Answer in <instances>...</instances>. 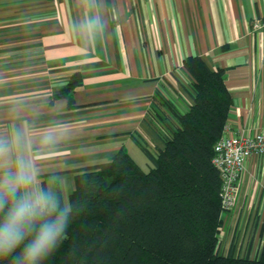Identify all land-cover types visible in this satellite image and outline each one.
<instances>
[{
	"label": "crops",
	"instance_id": "0c3cea01",
	"mask_svg": "<svg viewBox=\"0 0 264 264\" xmlns=\"http://www.w3.org/2000/svg\"><path fill=\"white\" fill-rule=\"evenodd\" d=\"M189 55L224 70L232 99L225 132L264 130V0H0V137L25 133L22 150L39 171L37 187L56 194L59 185L62 204H69L73 169L121 147L146 172L152 165L133 137L151 150L163 146L149 111L157 90L187 110L192 90L182 66ZM75 72L73 105L50 103ZM49 130L61 135L46 146L40 137ZM223 220L229 239L252 240L256 255L264 238V155L247 159Z\"/></svg>",
	"mask_w": 264,
	"mask_h": 264
},
{
	"label": "trees",
	"instance_id": "16d2710c",
	"mask_svg": "<svg viewBox=\"0 0 264 264\" xmlns=\"http://www.w3.org/2000/svg\"><path fill=\"white\" fill-rule=\"evenodd\" d=\"M182 68L192 90L187 110L157 90L149 111L163 146L151 150L133 137L152 167L143 171L121 147L104 162L73 169L68 226L41 264H264V238L254 256L235 253V235L226 253L219 248L221 177L212 156L232 104L224 70L198 55L185 57ZM80 78L73 73L50 103L65 98L72 106ZM56 194L62 204L57 184ZM20 250L0 264H13Z\"/></svg>",
	"mask_w": 264,
	"mask_h": 264
},
{
	"label": "clouds",
	"instance_id": "9594fccd",
	"mask_svg": "<svg viewBox=\"0 0 264 264\" xmlns=\"http://www.w3.org/2000/svg\"><path fill=\"white\" fill-rule=\"evenodd\" d=\"M60 135L45 131L40 141L53 145ZM25 142L26 135L20 130L11 138L0 137V169H4L0 175V258L21 249L13 264H41L64 236L72 207L59 204L53 191L37 187L39 171L22 150ZM14 148V167H7Z\"/></svg>",
	"mask_w": 264,
	"mask_h": 264
},
{
	"label": "built area",
	"instance_id": "2783aa9c",
	"mask_svg": "<svg viewBox=\"0 0 264 264\" xmlns=\"http://www.w3.org/2000/svg\"><path fill=\"white\" fill-rule=\"evenodd\" d=\"M225 131L214 144L212 156V163L221 177L223 217L234 203L237 181L247 159L253 154L264 155V130L252 135Z\"/></svg>",
	"mask_w": 264,
	"mask_h": 264
},
{
	"label": "rangeland",
	"instance_id": "374dc122",
	"mask_svg": "<svg viewBox=\"0 0 264 264\" xmlns=\"http://www.w3.org/2000/svg\"><path fill=\"white\" fill-rule=\"evenodd\" d=\"M172 99V98H171ZM139 162V161H138ZM137 163V162H136ZM140 168H142L143 170L146 169L145 165L141 164L140 162L137 163ZM227 226L228 225H224L220 232H219V235H218V240H219V248H220V251L222 253H226L227 252V248L233 238V235L232 237H230L229 239V236L227 235ZM252 246V240L250 239H242V240H239L235 237V253L236 254H244L245 252H249L250 251V247Z\"/></svg>",
	"mask_w": 264,
	"mask_h": 264
}]
</instances>
